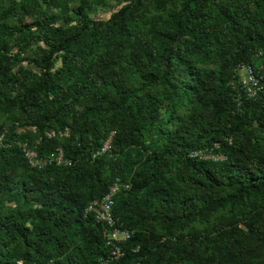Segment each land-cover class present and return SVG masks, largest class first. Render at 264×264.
Here are the masks:
<instances>
[{
  "label": "trees",
  "instance_id": "16d2710c",
  "mask_svg": "<svg viewBox=\"0 0 264 264\" xmlns=\"http://www.w3.org/2000/svg\"><path fill=\"white\" fill-rule=\"evenodd\" d=\"M0 136V264H101L117 178L113 264H264V0H0Z\"/></svg>",
  "mask_w": 264,
  "mask_h": 264
},
{
  "label": "built area",
  "instance_id": "2783aa9c",
  "mask_svg": "<svg viewBox=\"0 0 264 264\" xmlns=\"http://www.w3.org/2000/svg\"><path fill=\"white\" fill-rule=\"evenodd\" d=\"M240 71L243 72L242 82L243 86L249 95L255 94L259 86V79L254 75L251 66L240 65ZM114 131H111L105 140L102 142L95 155H101L110 150ZM69 135V128L64 127L62 129H52L46 132L48 138H64ZM2 136H0V143ZM214 147H218V144H214ZM25 156L31 166L43 167L52 161L56 164L68 163V160L64 158V152L61 147L55 148V154L45 158H38L35 149L28 146L26 143L22 144ZM191 155L199 156L203 159H223V155H216L212 152V149H199L192 152ZM129 183L121 181L119 178L115 179L109 186L108 192L101 198L96 199L87 205L85 208V214H92L97 222H100L103 226V237L106 245L108 246V255L100 259L101 264H113L122 256L123 252L120 248V243L126 241L130 236V230L123 228L121 225L116 224V219L113 216L114 197L122 189H128Z\"/></svg>",
  "mask_w": 264,
  "mask_h": 264
},
{
  "label": "rangeland",
  "instance_id": "374dc122",
  "mask_svg": "<svg viewBox=\"0 0 264 264\" xmlns=\"http://www.w3.org/2000/svg\"><path fill=\"white\" fill-rule=\"evenodd\" d=\"M113 4H116V3H113ZM106 9H107V7L104 8L103 10L101 8L97 9L96 17H102V18L107 17L109 12H110V9H107V10ZM240 72L243 75V72L242 71H240Z\"/></svg>",
  "mask_w": 264,
  "mask_h": 264
}]
</instances>
